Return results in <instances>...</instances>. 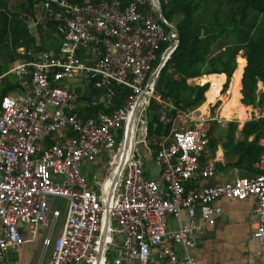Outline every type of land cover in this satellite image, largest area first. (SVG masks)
<instances>
[{
    "label": "built area",
    "instance_id": "2783aa9c",
    "mask_svg": "<svg viewBox=\"0 0 264 264\" xmlns=\"http://www.w3.org/2000/svg\"><path fill=\"white\" fill-rule=\"evenodd\" d=\"M36 9L38 21L55 23L59 46L55 51L17 47L21 56L4 72L19 80L23 93L0 98V264L24 243L20 226L46 227L51 215V230L60 209L51 207L53 196L66 205L45 264H198L186 250L196 245L200 225L213 223L220 209L211 204L219 197L251 199L252 237L263 243L264 135L257 139L260 152L253 167L259 171L252 177L193 185L214 172L212 158L199 160L207 144L205 123L223 126L227 120L159 99L156 69L177 42L154 1L40 0ZM198 78L186 82L201 85ZM89 82L97 93L80 100ZM113 85L126 91L116 107ZM150 99L162 103V123L173 110L167 135L156 143L155 178L143 175L135 153V131ZM97 104L113 108L78 114L81 107ZM139 130L143 136L144 127ZM102 157L105 175L89 185L79 166ZM174 245L183 248L182 256Z\"/></svg>",
    "mask_w": 264,
    "mask_h": 264
},
{
    "label": "trees",
    "instance_id": "16d2710c",
    "mask_svg": "<svg viewBox=\"0 0 264 264\" xmlns=\"http://www.w3.org/2000/svg\"><path fill=\"white\" fill-rule=\"evenodd\" d=\"M39 2L22 0L17 9L10 10L6 1L0 0V75L14 59L21 56L16 52L17 47L57 50L59 38L54 34L53 21L44 18L37 20L34 24L36 35L28 29V15L34 13L35 5ZM159 4L162 17L179 34L177 43L164 59L155 78L154 89L159 99L169 101L176 109L188 111L204 101L203 94L208 87L204 82L210 83L215 78L219 80V85L222 77L224 80V74L222 89L230 76L231 80L220 108L228 105L244 118L251 108L261 111L264 107V0H159ZM25 9L28 14H25ZM157 61L158 58L153 65ZM4 77L5 83L0 84V98L17 87L15 81H7L8 76ZM195 77H200L203 84L186 82ZM258 83L261 88L257 87ZM86 88L89 89L87 96L81 93L80 100L97 93L90 82ZM113 89V107H116L126 91L115 85ZM113 107L104 108L101 104L86 106L81 107L78 114L108 113ZM161 107V102L150 99L145 110L143 138L148 141L145 148L151 159L158 139L167 135L173 117V110H170L167 121L160 122L158 115ZM236 125L235 120H227L223 126H219L216 120L207 121L204 125L207 144L202 155H213L217 145H220L223 158L227 160L225 165L256 173L259 170L253 167V163L260 152L257 139L264 135V113L244 121L239 130ZM234 157L235 160L231 161Z\"/></svg>",
    "mask_w": 264,
    "mask_h": 264
},
{
    "label": "crops",
    "instance_id": "0c3cea01",
    "mask_svg": "<svg viewBox=\"0 0 264 264\" xmlns=\"http://www.w3.org/2000/svg\"><path fill=\"white\" fill-rule=\"evenodd\" d=\"M37 17H39V13L37 9L34 10V13L29 14L28 22H27L28 28L29 27L34 28L33 23L37 19ZM32 34L36 35L35 30H33ZM12 62L9 64V66L12 64ZM10 75L12 76V78H10ZM4 76H8L7 81L8 80L15 81V83L17 84L16 88L9 91L5 95H9L10 92H16L15 96L21 95L23 93V88L20 86L18 82L19 80L12 74L3 73L0 75V84L5 83ZM223 76H224V80L222 77L223 80V82L221 80L222 83H224L225 81V75L223 74ZM200 77L198 78V82L203 84V82H201L202 79H200ZM218 82L219 80L215 78H212L210 80V83L204 82L208 84V88H207L208 90L206 89L205 91L206 93H204L205 99L199 106V110L201 112H206L208 103L211 104V102H214L216 101V99H219L220 104L217 110L218 111L217 114L219 117L225 120L235 118L239 122L243 121L244 117L243 116L240 117L239 115H237L232 107L228 105H223L226 107H223L222 109L220 108L222 102L224 101L222 100L223 97L222 95L224 94L221 95L220 92H218L221 84L220 82L218 85ZM84 91L82 93H84ZM206 94L208 96L213 94V96L208 98ZM219 108L221 110H219ZM250 112L251 111H248V113ZM241 126L238 128L236 127L237 130H239ZM202 156L204 159L208 157V156L204 157V155ZM209 157L214 160L213 175L210 177H202V176L197 177L195 180H193V185L196 186L200 184H218L226 181H231L236 178H250L255 173L253 171L238 169L233 166L225 165L227 160L223 158L220 145H217L213 155ZM234 160L235 157L231 159V161ZM142 170H143V175L145 177L155 178V175L158 171V166L155 164L154 176H151L149 169L142 168ZM211 205L217 206L220 209V211L214 217L213 223L211 224L202 223L200 225L199 229L196 232L197 233L196 245L192 248H188L186 250L187 253L190 254L198 262V264H264V242L258 243L252 237V230L256 225V221L251 211L252 209L251 199L245 198L243 200H229L225 197H219L215 199ZM182 221L184 223L187 222V218L185 215L182 216ZM171 225L174 226L173 223H171ZM40 227L42 226H38L35 229L30 230L23 226H20L22 236L25 240L24 243L20 247L14 250H9L5 254V255L8 254L9 256L8 259H11L12 264L31 263L32 257L29 255L27 247L30 243L36 241V238L33 239V237L37 233L36 232L37 229ZM44 247H43V251H44ZM173 249L178 256H182L184 253L183 248L179 245H174ZM40 258L38 260V263L40 262ZM5 264H7L6 259H5Z\"/></svg>",
    "mask_w": 264,
    "mask_h": 264
},
{
    "label": "rangeland",
    "instance_id": "374dc122",
    "mask_svg": "<svg viewBox=\"0 0 264 264\" xmlns=\"http://www.w3.org/2000/svg\"><path fill=\"white\" fill-rule=\"evenodd\" d=\"M5 1H6L10 10L17 9V6L22 2V0H5ZM25 14H28V11L25 12ZM28 29L31 33L34 30L33 27H29ZM8 67H9V65H8ZM230 77L227 81L226 87L221 89V91H220L221 95L222 94L225 95L227 93V89L229 87V83L231 80ZM10 78H12L11 75H10ZM75 85L81 89L83 88L82 83L79 82L78 80L75 81ZM258 88H260V86H258ZM15 94H16V92H10L9 93V95L11 97H14ZM219 104H220V100L217 99L216 101H214L213 104H210L207 106L206 112H208L209 117H217V118L219 117L217 114ZM199 106H197V107H199ZM250 108H251V106H250ZM262 113H264V107L261 109V111L255 109V108H251V112L245 118H243L244 119L243 121L248 120L250 117H257L258 115H260ZM140 119H141V122L138 124L136 131H135V142H136L135 153L138 157V160L142 164V168L149 169L151 176H154V174H155V163L149 157L147 150L145 148L146 142H148V141L144 140L143 136L139 134V132L141 130V129L139 130V128L144 127V124H145V112H142L140 114ZM229 120H235L237 122V125H236L237 128L240 127L243 123V121L239 122L235 118H231ZM105 168H107V166H106L104 157L101 158L100 162H97V163L87 162V163L79 166L80 172L82 174L86 175L87 180H88V184H90V185H93L94 181H99L102 178V176L105 175ZM94 188L96 189V186H94ZM49 201L51 203V207H56V205L60 206L59 215L54 220L51 230H49L50 224H51V219H52L51 215H49V217H48L49 218L48 225L46 227H40L37 229V231H36L37 233L33 237V239L36 238V241L33 243H30L27 247L28 253L32 257V261L30 264H45V260L47 258V255L49 254V250H50L53 238L59 232V229H60V226H61V223L63 220V216H64V212H65V205H66L65 199H63L61 197L53 196V197H49ZM48 231H50L49 236H48V242L44 247V240L47 236ZM43 247H44V251H43ZM40 256H41V258H40ZM8 258H9L8 254L5 255V259H6L7 264H12L11 259H8ZM39 258H40V262L38 263Z\"/></svg>",
    "mask_w": 264,
    "mask_h": 264
},
{
    "label": "water",
    "instance_id": "95a60500",
    "mask_svg": "<svg viewBox=\"0 0 264 264\" xmlns=\"http://www.w3.org/2000/svg\"><path fill=\"white\" fill-rule=\"evenodd\" d=\"M154 1V5H155V8H156V10H157V13H158V15H159V18L161 19V18H163L162 17V13H161V7H160V4H159V0H153ZM28 10L27 9H25V12H27ZM166 27H168L173 33H174V35H175V37H174V40H175V43L178 41V38H179V34H178V30L173 26V25H171V24H167L166 25ZM199 35L201 36L202 35V31H200V33H199ZM161 65H162V60H160L159 61V63H158V67H157V72H158V70L160 69V67H161ZM234 71V70H233ZM232 75V74H231ZM258 86H260V88H261V85H260V83H258L257 84V87ZM88 88L84 91V95L85 96H87V92H88ZM204 95V94H203ZM251 118V117H250ZM249 118V119H250ZM248 119V120H249ZM229 121V120H228ZM246 121V120H245ZM244 122V121H243ZM127 144H128V127H127V131H126V134H125V137H124V141H123V148H122V151H123V153L126 151V148H127ZM106 222H107V211H106V213H105V215H104V220H103V225H102V230H101V233H100V244H99V247H101V244H102V240H103V238H104V235H105V229H106ZM48 236H49V231H48V233H47V236H46V238H45V240H44V245H45V242H46V240L48 239Z\"/></svg>",
    "mask_w": 264,
    "mask_h": 264
},
{
    "label": "bare ground",
    "instance_id": "6f19581e",
    "mask_svg": "<svg viewBox=\"0 0 264 264\" xmlns=\"http://www.w3.org/2000/svg\"><path fill=\"white\" fill-rule=\"evenodd\" d=\"M242 67H243V64H242ZM238 68V67H237ZM235 72V71H234ZM234 72H233V74H232V76L234 75ZM223 97H222V100H224L225 101V99H226V95H222Z\"/></svg>",
    "mask_w": 264,
    "mask_h": 264
}]
</instances>
